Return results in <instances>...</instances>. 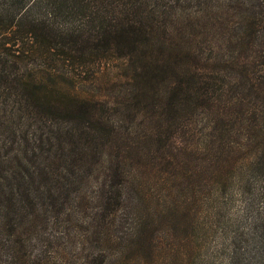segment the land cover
Masks as SVG:
<instances>
[{"label":"trees","instance_id":"obj_1","mask_svg":"<svg viewBox=\"0 0 264 264\" xmlns=\"http://www.w3.org/2000/svg\"><path fill=\"white\" fill-rule=\"evenodd\" d=\"M224 1L183 45L180 0H0V264H264V0ZM109 57L131 61L117 121L51 67ZM146 174L161 187L144 217L126 186ZM233 193L249 197L245 227L220 203Z\"/></svg>","mask_w":264,"mask_h":264},{"label":"rangeland","instance_id":"obj_2","mask_svg":"<svg viewBox=\"0 0 264 264\" xmlns=\"http://www.w3.org/2000/svg\"><path fill=\"white\" fill-rule=\"evenodd\" d=\"M207 2L217 7L218 6L222 7L224 6V4L228 3V2L225 3L224 0H180V2L177 3V11L179 16L176 17L177 19L181 18L179 23L177 21V29L179 31H182V35L180 34V32L174 30L179 35L178 37L173 36L175 37L174 40L176 41V44L179 42L185 45L184 42L186 40L192 41L196 33H198L199 28L196 27L192 28L189 25L188 20L198 19L196 12L200 11V9L202 10ZM222 10H223L222 17L227 18L230 15V13L227 12L226 6ZM216 11L218 10H215V12ZM187 25L190 26V29ZM179 37L181 38L184 37V39L182 38V40H180ZM192 46L193 43L190 44V47ZM214 48L216 49L215 46ZM185 49L187 50V48ZM202 51H205V53H207V48L203 47ZM213 51L215 52V50ZM171 54L173 55L174 51H172ZM183 59L179 60L178 62H182V63L187 62L186 58ZM51 67L57 69L56 71L53 72L57 76V78L55 79L56 88L61 89L65 94L68 93L70 95H74L75 97L93 99L98 102H107L109 109L106 113V116L109 117L112 121H117V119H119L118 111L119 109H121V106L118 104H122L125 98L128 95H130L129 93H131L129 92L131 87H130V83L128 82V78L132 75L130 69L131 61L128 58L116 59L114 57H109V59H106L99 65H96L92 68H84L81 70L80 69L68 70L66 68H62L59 70V68H57L56 66H51ZM124 114L125 115L129 114L130 117L132 116L129 110H125ZM189 119L190 117H186V116L182 117L181 120L184 124V128L182 130L192 131L193 129L196 130V132L203 133L201 131L202 122L200 121V119L198 117L192 119L191 121H189ZM197 121H199L201 124H197ZM178 131L174 135L175 137L176 135L178 136ZM148 151L149 153H147L146 156L144 154L137 155L134 152L130 153V152L121 151L116 153L115 159H132L137 161L136 159H150L151 157V156L149 157L150 154L153 157L156 158L159 157L160 159L163 158V156L169 155L168 149L163 147L160 150L161 153L155 152V149ZM98 158L99 157L96 156L94 159H98ZM192 158L197 159L198 156L197 157L193 156ZM203 158L205 159V156H203ZM199 159H202V157ZM144 175L145 173H143L139 177V179L142 178V176ZM155 175L151 177L146 174L142 182L140 181L138 184H136V180L138 179L137 178L128 182L126 186L127 190H131V188L133 187V189L130 192L131 193L135 192L134 204H137L138 208L140 209V213L144 217H147L145 209L153 208L155 206V203L152 199V193L155 192L156 188L159 189L161 187V185L158 182L156 184L154 183V178H156ZM97 177L98 176L94 175L93 178L89 179L88 182L85 183L84 185L82 193L85 194L87 198L94 197L96 188L101 183L102 178L99 179ZM248 198H249L248 196L246 198L240 197L235 193H233L229 197L221 198L220 203L223 207V211H225L226 219L231 221L237 220L240 227H245L246 226L245 223L243 224V220L247 217L245 200ZM260 205L261 204H259L258 206ZM164 223L165 220H155V219L151 220V222L145 226L146 232L152 233V231H155V233H158V231H160L164 227ZM215 241L216 240L214 238L211 239L210 246L213 248H215L216 246ZM213 248L210 251V256H212L214 253Z\"/></svg>","mask_w":264,"mask_h":264}]
</instances>
